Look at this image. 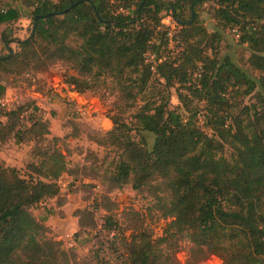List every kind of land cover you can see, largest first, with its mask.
Here are the masks:
<instances>
[{
    "label": "trees",
    "instance_id": "trees-1",
    "mask_svg": "<svg viewBox=\"0 0 264 264\" xmlns=\"http://www.w3.org/2000/svg\"><path fill=\"white\" fill-rule=\"evenodd\" d=\"M22 1L31 30L22 39L2 32L6 48L14 41L17 49L0 54V72L43 71L60 61L76 71L65 80L76 93L109 76L128 102L152 76L160 81L152 100L134 112L132 126L113 114L105 133L116 154L110 186L130 182L135 190L153 188L151 181L159 179L165 197L154 189L155 209L170 218L155 239L147 230H133L122 263L182 264L175 252L186 239L193 247L185 264L210 254L225 264H264V0H209L212 31L194 12L206 0ZM162 11L178 24L173 39L181 49L167 51L162 59L155 55L153 70L146 52L167 48L170 38L163 30L155 39ZM18 16L16 7L0 8V24ZM226 27L236 28L234 35L248 51L245 63L257 76L219 54ZM171 88L187 115L169 106ZM4 92L0 81V97ZM245 96L252 101L240 106L237 97ZM194 100L203 103V124L210 133L193 120ZM25 108L0 107L5 118L0 120V143L41 140L48 134L47 122L39 116H30L20 127ZM132 130L138 132L137 140ZM142 131L153 135L150 145ZM44 139L50 145L38 148L39 164L31 167L49 180L23 178L0 161V264H87L72 248L47 238L45 218L31 212L39 202L60 197L55 180L68 171L64 155L53 145L55 137ZM74 216L79 229L94 227L91 212L78 210ZM112 225L107 231L117 232Z\"/></svg>",
    "mask_w": 264,
    "mask_h": 264
},
{
    "label": "rangeland",
    "instance_id": "rangeland-1",
    "mask_svg": "<svg viewBox=\"0 0 264 264\" xmlns=\"http://www.w3.org/2000/svg\"><path fill=\"white\" fill-rule=\"evenodd\" d=\"M21 3L22 0H0V8L19 9L18 18L0 24V54L6 53L8 49H17L14 41L7 43L8 49L6 48L2 32L14 39L25 38L30 33L29 9ZM211 6L212 3L206 0L196 5L194 11L207 31H212L215 27ZM187 14L189 15L186 10L185 16ZM161 16V26L157 28L155 39L159 38L163 30H168L167 36L171 39L167 48L160 46L155 49L153 60L155 55L162 59L167 51L177 52L181 49V44L173 39L179 30L178 24L171 20L169 12L162 11ZM222 34L219 54L229 55L235 63L257 76L259 72L245 63L248 56L245 45L238 42L235 33L228 27L223 29ZM148 57L152 59L151 56ZM68 75H76V71L68 63L60 61L52 63L43 71L0 72V81L5 86L2 96L14 108L19 105L26 106L21 114L27 116L20 121V127L28 122L30 116L35 115L47 122L48 130V134H44L41 140L36 138L18 143L14 138H9L0 143V161L4 166L16 168L23 178L49 180L33 171L31 166L39 164L38 148L50 145L47 144L48 139L44 138L55 137L53 145L64 155L68 168L65 172L68 178L64 181L69 179L71 181L68 183L66 181V184L60 187L58 199H45L32 207L31 212L36 218L51 217L53 229L47 227L45 236L54 241H61L64 248H72L87 264H96L95 258L102 263L123 264L121 259L125 242L130 241L132 235L137 232L133 230H147L151 238L155 239L163 234L170 218L163 217L155 209L157 198L153 194L154 189L159 196L165 197L161 189L163 184L159 179L151 181L153 188L143 187L135 190L130 182L123 183L120 187L110 186L108 177L113 171L116 154L113 146L107 143L105 133L112 127L110 116L113 114L132 126L134 112L144 102L152 100L153 94L161 89L160 81L152 76L141 92H137V86H133L134 92L137 93L128 102L117 91L115 81L109 76L93 83L91 89L76 93L65 82ZM237 98L240 106L249 105L252 101L248 96ZM169 106L187 115L173 88L170 90ZM191 106L196 110L193 118L196 126L210 133L203 124V103L194 100ZM0 107L7 111L6 106L0 104ZM235 112L236 109L232 108L231 114ZM0 120L5 121V118L0 115ZM137 133L135 130L130 132L132 139H138ZM141 133L150 145L153 135L144 131ZM224 154L228 155L229 149L226 148ZM58 200L60 209L56 208ZM78 210L92 213L94 227L79 229L77 218L74 216ZM111 224L115 226L117 232L107 231V225ZM76 231L77 233L73 235ZM192 247L193 244L188 240H180L175 252L177 261L182 264L188 262ZM195 264L225 263L219 255L210 254Z\"/></svg>",
    "mask_w": 264,
    "mask_h": 264
},
{
    "label": "built area",
    "instance_id": "built-area-1",
    "mask_svg": "<svg viewBox=\"0 0 264 264\" xmlns=\"http://www.w3.org/2000/svg\"><path fill=\"white\" fill-rule=\"evenodd\" d=\"M110 2H113L114 0H109ZM172 20V19H171ZM173 21V20H172ZM232 31L233 32H235L236 31V28H232ZM237 35V34H236ZM171 38H169V40H170ZM145 56H146V61H148V62H153V54L152 53H150L149 51L148 52H146V54H145ZM148 56H151L152 57V59H149V57ZM152 69L154 70V63H152ZM196 75V74H195ZM10 102L4 97V96H1L0 97V104L2 105V106H6L7 107V110H12V109H14V107L13 106H11L12 104H9ZM32 111V110H31ZM30 111V112H31ZM29 112V113H30ZM25 114H27V112H25ZM26 116L27 115H25V116H23V114H20V121H22V118L23 117H25V119H26ZM65 176V177H64ZM68 178V176H67V174L66 173H64V174H60L57 178H56V180H55V183L57 184V186H58V188L60 189V187H62L64 184H66L65 182L67 181V183L69 182V181H71L70 179L69 180H66V181H64V179H67ZM39 203H42V202H39ZM112 232V231H111Z\"/></svg>",
    "mask_w": 264,
    "mask_h": 264
},
{
    "label": "crops",
    "instance_id": "crops-1",
    "mask_svg": "<svg viewBox=\"0 0 264 264\" xmlns=\"http://www.w3.org/2000/svg\"><path fill=\"white\" fill-rule=\"evenodd\" d=\"M57 204H58V205H57ZM57 204H56V208L60 209V203L57 202ZM45 224H46L48 227H50V228L53 229L52 222H51V217H47V218H45Z\"/></svg>",
    "mask_w": 264,
    "mask_h": 264
}]
</instances>
